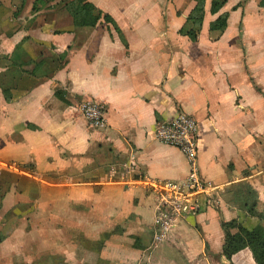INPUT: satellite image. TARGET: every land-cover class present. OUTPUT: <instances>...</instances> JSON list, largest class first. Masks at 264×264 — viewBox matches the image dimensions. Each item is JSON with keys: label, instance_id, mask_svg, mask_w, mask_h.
I'll return each instance as SVG.
<instances>
[{"label": "crops", "instance_id": "0c3cea01", "mask_svg": "<svg viewBox=\"0 0 264 264\" xmlns=\"http://www.w3.org/2000/svg\"><path fill=\"white\" fill-rule=\"evenodd\" d=\"M69 1L0 0V264L41 249L66 264H256L250 249L222 255V223L264 226V0L217 13L205 0L196 41L182 30L197 0H86L95 27L76 26ZM179 112L197 121L201 177L223 190L162 234L142 183L187 177L155 136Z\"/></svg>", "mask_w": 264, "mask_h": 264}, {"label": "built area", "instance_id": "2783aa9c", "mask_svg": "<svg viewBox=\"0 0 264 264\" xmlns=\"http://www.w3.org/2000/svg\"><path fill=\"white\" fill-rule=\"evenodd\" d=\"M87 120L97 128L106 126L104 108L91 100L81 104ZM156 139L166 145L180 149L190 164V171L184 180L144 179L142 185L157 197L155 224L161 233L169 232L186 218L197 216L204 208L202 196L215 202L216 193L223 190L219 185L201 177L198 166L197 121L179 112L173 118L161 121L155 131Z\"/></svg>", "mask_w": 264, "mask_h": 264}, {"label": "trees", "instance_id": "16d2710c", "mask_svg": "<svg viewBox=\"0 0 264 264\" xmlns=\"http://www.w3.org/2000/svg\"><path fill=\"white\" fill-rule=\"evenodd\" d=\"M197 2L196 8L188 19V26L182 30V33L189 36L192 41H196L204 17L205 0H197ZM225 2L226 0H213L211 12H219ZM66 8L73 16L74 22L78 27H95L102 15L100 11L86 0H70ZM227 17V14H223L213 21L210 25V30L223 31L226 29ZM256 205L257 201L255 199L251 205L248 206V213L250 216H258ZM1 207L2 196H0V209ZM222 228L225 233L222 255L226 259L230 260L238 252L244 249H250L255 263L264 264V226L249 229L244 227L238 219H233L228 222H223ZM1 239L2 236L0 235V240Z\"/></svg>", "mask_w": 264, "mask_h": 264}, {"label": "rangeland", "instance_id": "374dc122", "mask_svg": "<svg viewBox=\"0 0 264 264\" xmlns=\"http://www.w3.org/2000/svg\"><path fill=\"white\" fill-rule=\"evenodd\" d=\"M251 203H250V205H251ZM35 251H37V252H35V253L28 252L27 253L31 258L30 264H66L64 262V258L61 256H57L55 258H53V257L49 258V256H42V249L40 250V252H39V250H35ZM27 254L24 256L27 257L28 256ZM89 260L91 261L90 264H98V263H96L97 261H95V259H89ZM23 263H24L23 261H19V259L17 260V258L14 260V264H23Z\"/></svg>", "mask_w": 264, "mask_h": 264}]
</instances>
